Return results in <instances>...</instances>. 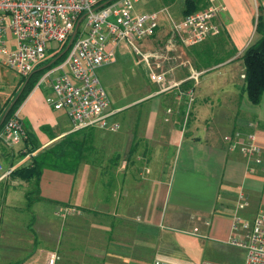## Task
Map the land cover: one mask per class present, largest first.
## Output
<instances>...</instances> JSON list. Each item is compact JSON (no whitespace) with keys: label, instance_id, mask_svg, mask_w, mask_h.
Segmentation results:
<instances>
[{"label":"crops","instance_id":"1","mask_svg":"<svg viewBox=\"0 0 264 264\" xmlns=\"http://www.w3.org/2000/svg\"><path fill=\"white\" fill-rule=\"evenodd\" d=\"M209 1L205 9L210 6ZM212 3L222 8L213 20L220 33L193 47L178 49L188 66L173 69L167 83L179 86L160 92L152 83L155 89L142 98L154 100L153 109L146 107V122H119L121 129L106 137L104 168L90 162L81 164L73 175L44 170L40 178L41 199L34 204L48 203L71 219L83 214L104 215L109 223L108 243L128 248L126 255L136 263L153 253L151 243L160 247V235L166 229L186 232L191 227L215 239L226 234L227 242L235 216L251 220L264 208V92L260 103L251 105L243 93V84L239 92L230 88L223 96L225 111L219 106L221 100L217 107L210 101L197 103L194 99L189 105L186 94L192 87L193 81L188 80L191 70L196 69L191 62L201 53L195 50L207 39L212 44L213 38H222L223 61L211 70L232 65L251 43L258 6L260 3L264 9V0H212ZM171 4L145 13L163 9L167 12L159 16L155 35L142 42V51L164 44L168 17L173 21L184 17L183 9L173 10ZM137 60L146 73L141 60ZM209 71L201 68L198 72L203 74L199 79ZM242 80L244 83L243 64ZM46 96L33 90L19 114L22 123L37 137L40 149L71 132L70 122H61V117H66L64 113L53 111L45 102ZM205 109L211 112L207 114ZM250 135L255 136V144L260 148L259 164L239 150ZM29 157L16 159L17 163L7 171L26 165ZM5 173L0 181L8 180L10 190L15 185L25 186L23 181ZM26 184L29 185L23 190V197L28 209L27 194L33 190V183ZM9 194L5 195L7 200ZM239 194L245 196L247 208H239ZM36 252L14 264H47L50 255H57L50 249Z\"/></svg>","mask_w":264,"mask_h":264},{"label":"built area","instance_id":"2","mask_svg":"<svg viewBox=\"0 0 264 264\" xmlns=\"http://www.w3.org/2000/svg\"><path fill=\"white\" fill-rule=\"evenodd\" d=\"M102 1L0 0V65L14 71L19 78L42 68L43 73L33 90L42 85L50 90L45 102L53 111L64 113L71 124V132L94 128L117 133L121 129L115 118L119 111L111 108L107 93L94 76L98 67L112 61L117 46L124 45L132 50L146 68L149 81L164 92L179 86L167 83L173 69L188 66L177 53L178 49L193 47L220 33L213 20L222 8L210 0L207 9L184 16L180 21L168 17L164 44L142 51V42L155 35L159 16L166 14V10L137 15L134 11L137 0ZM77 24L76 36L62 60L59 58L53 63L52 60L40 67L49 54L58 52L64 44L67 46ZM202 74L191 70L188 80L197 82ZM186 94L190 105L193 87ZM21 106L3 123L2 147L21 144L27 137L19 115ZM239 150L256 164L261 163L255 136L250 135ZM238 197L239 208H247L245 196L239 194ZM230 230L231 236L226 243L245 252L244 264H264V208L251 220L235 216ZM58 260V256L52 254L47 264H56ZM152 264L164 263L153 261Z\"/></svg>","mask_w":264,"mask_h":264},{"label":"rangeland","instance_id":"3","mask_svg":"<svg viewBox=\"0 0 264 264\" xmlns=\"http://www.w3.org/2000/svg\"><path fill=\"white\" fill-rule=\"evenodd\" d=\"M170 3L173 10L183 9V0H137L134 11L142 15ZM216 39L217 37L212 41ZM256 39L257 36L253 30L251 42ZM208 45L211 46L210 39H207L195 51L203 52ZM215 48L220 51V48ZM215 57V59L222 58L221 51L215 54ZM195 59L191 62L194 68L200 63V60ZM94 76L107 93L111 108L119 111L115 117L118 122H146V107L151 108L154 100L145 101L146 99L142 100V98L148 91L155 88L132 50L124 45L117 46L112 61L98 67L94 71ZM19 79L14 71L0 65V108H5V111L10 105L9 101L12 102L16 97ZM242 84V61L238 59L232 65L209 71L197 82H191L190 86L194 89L193 99L197 100V103L206 100L213 103L215 107L218 105V100H221L219 106H222L221 109L225 111L223 96L230 88L239 92ZM38 91L44 95L50 94V90L43 85ZM205 110L207 114L211 112V109ZM198 119L202 121L201 117ZM61 122L69 121L62 116ZM111 134L99 129L93 132L94 149L87 163L99 164L104 168L106 137H110ZM22 146L21 143L13 147H5L8 153L5 158L2 157L5 149L0 145V176L9 169L11 161L15 162ZM48 171L64 174L53 170ZM102 178L104 179V175ZM22 184L25 186L15 185V188L10 190L8 180L0 181V264H14L24 259L29 253H37L38 249H50L57 252L59 260L56 264H150L152 260L164 264H244L245 252L227 244L226 234L215 239L205 232L194 231L191 227L185 229L186 232L166 229L160 235L162 236L160 247L151 243L153 247L150 248L153 253L146 256L140 263H136L131 256L126 255L128 248L111 246L108 243L109 223L104 215L84 216L83 214L71 219L64 217L63 210L54 208L48 203H33L31 207L25 209L23 190L25 192L29 184L23 182ZM8 193H10L9 200L5 198ZM33 198H36V195H33ZM33 216L34 221H32Z\"/></svg>","mask_w":264,"mask_h":264},{"label":"trees","instance_id":"4","mask_svg":"<svg viewBox=\"0 0 264 264\" xmlns=\"http://www.w3.org/2000/svg\"><path fill=\"white\" fill-rule=\"evenodd\" d=\"M113 1L115 0H103L102 3ZM207 5V0H183L182 15L187 16L201 11L205 9ZM255 35L257 39L252 41L238 58L242 61L244 66V83L242 90L246 95L247 101L251 105H258L264 92V9L260 3L255 24ZM222 41V38L216 39L210 47L197 54V59L200 60V63L196 64L195 67L198 71L201 68L209 71L213 66L223 61L222 58L215 59V54L219 52L215 47L220 48L223 44ZM65 47L66 44H64L58 52L49 54V58L44 62V65L40 67L46 66L57 58ZM61 60L62 58L59 61ZM42 73V68H37L28 77L19 79L18 92L23 84L27 82L5 121L10 118L15 110L27 99ZM9 102L11 103V101ZM4 112L5 108L1 107L0 119ZM2 128L3 125H1L0 130ZM23 128L27 137L23 142L22 150H20L17 155V159L19 161L27 156L30 157L26 165L14 169L8 175L11 178L26 183H33V190L27 194V207H31L34 202L41 199L39 197V182L44 170H53L73 175L77 172L81 164L89 162L94 149L93 132L96 129L86 128L70 132L47 147L40 149L41 145L37 137L29 131L24 124ZM2 153L5 157L8 156L5 151ZM16 163L17 161H11L9 168H12ZM33 195H36V198H33Z\"/></svg>","mask_w":264,"mask_h":264},{"label":"water","instance_id":"5","mask_svg":"<svg viewBox=\"0 0 264 264\" xmlns=\"http://www.w3.org/2000/svg\"><path fill=\"white\" fill-rule=\"evenodd\" d=\"M77 28H78V24L76 25V27H75L73 33L71 34V37H70V39H69V41H68V44H67L65 50H64V51H63V52H62V53H61V54H60L55 60H53L52 63H53L54 61H56L57 59L61 58V57L66 53V51L68 50V48L70 47V45L72 44V42H73V40H74V38H75V36H76ZM26 82H27V81H26ZM26 82L23 84V86L21 87L20 91L18 92V94L16 95V97L14 98V100L10 103V105L8 106V108L6 109V111L4 112V114L2 115V117H1V119H0V127H1V125H3V123H4V121H5V119H6L7 115H8V113L10 112V110L12 109V107L14 106V104L16 103V101L18 100V98H19V96H20V94H21L23 88H24L25 85H26Z\"/></svg>","mask_w":264,"mask_h":264}]
</instances>
